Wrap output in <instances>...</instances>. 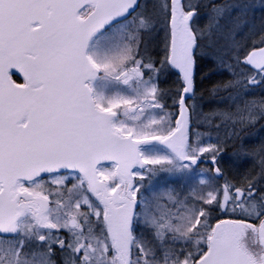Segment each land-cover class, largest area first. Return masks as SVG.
I'll list each match as a JSON object with an SVG mask.
<instances>
[{"label": "snow or ice", "instance_id": "6c2138e0", "mask_svg": "<svg viewBox=\"0 0 264 264\" xmlns=\"http://www.w3.org/2000/svg\"><path fill=\"white\" fill-rule=\"evenodd\" d=\"M261 121L264 0H0V264H264Z\"/></svg>", "mask_w": 264, "mask_h": 264}, {"label": "trees", "instance_id": "16d2710c", "mask_svg": "<svg viewBox=\"0 0 264 264\" xmlns=\"http://www.w3.org/2000/svg\"><path fill=\"white\" fill-rule=\"evenodd\" d=\"M262 124H264V121L257 123L253 128L247 129L249 135L246 138L249 139L250 142H258L264 139V127L261 126Z\"/></svg>", "mask_w": 264, "mask_h": 264}]
</instances>
